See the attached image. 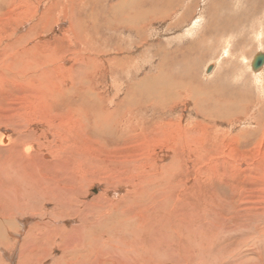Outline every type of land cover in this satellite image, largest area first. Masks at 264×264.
Instances as JSON below:
<instances>
[{
	"label": "bare ground",
	"instance_id": "6f19581e",
	"mask_svg": "<svg viewBox=\"0 0 264 264\" xmlns=\"http://www.w3.org/2000/svg\"><path fill=\"white\" fill-rule=\"evenodd\" d=\"M66 1L72 2V13L67 12V8L65 18L73 20L81 14L77 5L83 6L85 0H48L36 10L31 5L34 4L32 0H23V4L20 0H0V88L15 91L19 83L29 86L32 84V92L42 95L45 102L42 101L43 104L47 105L48 99L51 98L53 103L64 107L71 121L77 123L68 128L55 124L47 126L43 121L34 119L33 115L27 114L22 118L24 112L0 109V113H4L0 114V129L2 128L3 132L8 131V128L17 131L14 135L2 133L0 130V264H162L168 261H175L176 264H264V198H255L243 191L232 190V199L215 203L216 205L211 202L212 208L209 206L210 202H205L203 210L192 216L176 214L177 222L172 214L175 219L170 223L164 221L159 212L164 210L171 200L168 192L173 185L170 184L167 188L165 185L174 177V158L168 163L171 166L159 162V165L149 167L154 172H149L145 163L137 161L138 158L108 162V165L104 161L102 164L106 168L110 165L112 172L108 173L106 168L99 170L103 165H100V160L98 161L92 151H98L97 146L101 147L97 136L103 131L110 132L108 128H112L109 134L115 142L126 144L131 141L139 143L144 150H150L155 144L158 145L162 138L165 139L163 136L167 132L166 121L171 120L175 111L179 115L174 107L178 106L179 100H185L186 103L193 101V113L196 112L199 119H204L202 129L207 127V131L200 129V134L198 131H192L195 127H190L188 133L187 127L181 123L179 135L186 144H193L192 141L197 144V137H204L208 133L211 141H205L203 144L218 149L222 144L221 136L230 133L222 128L223 123L232 128L241 122H250L249 124L253 125L251 129L244 127L241 130L240 127V134L248 140L261 136L264 133V93L256 96L258 101H245L247 108L259 110V117H241L247 112L245 106L238 105V99L244 97L239 83L241 84L245 71L258 89H264V62L258 69L253 68L256 56L264 55V0H199L198 2L203 4L202 12L206 21L201 36L209 40L217 33L223 35L221 42L215 41L209 45L211 50H203V53H213L214 57L207 62L214 59L217 61L210 62L205 69V74H208L216 66L211 75L205 76L202 73L207 62L200 72V75H203V78H200L208 82L197 83L194 70L191 69V62L202 52V38L188 40L199 27V21H195L183 34L186 39L180 41L183 44L188 40L179 55L182 54L185 59V74L173 79L169 71L170 59L166 57L164 63L157 65V74L150 79L143 76L139 79L143 83H137L136 88L126 84L125 96L116 103L117 111L114 110L115 115L123 111L126 117L120 119L116 116L112 121H115L118 128H107L110 118L106 122L103 117L106 114L95 111L91 124L92 134H88L85 139L90 144L89 147L83 146L79 134L74 135L73 131L76 133L81 130V105L86 101L95 102L97 98L94 91L88 92L87 89L84 96L79 95L82 92L78 87L82 86L87 75L92 74L101 61V55L97 57V54H109L106 61L113 77L116 98L119 88L116 68L125 67L126 74H129L132 64L127 53L113 56L112 51L108 53L106 49V52L99 50L93 54L98 50L94 38L87 33L80 34L74 21H70L71 25L67 30H74L78 35L68 37V34L64 33L67 38L65 40L68 44L74 43L76 46L94 49L88 51L87 56H81L80 53L70 59L71 66H65L58 55L52 53L53 56L45 40L51 23H54L51 22L55 19L52 14H56V11L52 13L49 4H57L62 9ZM183 2L184 0L178 3H172V0H121L112 6V15H107L103 25L110 30L117 29V26L136 29L137 25L146 23L147 18H154L156 15L157 18L168 17L174 8L176 12L181 8L176 19L186 21L192 14L191 6H186ZM246 21H252L250 25L255 32L254 51L260 49L255 51V54L246 48L249 52L245 55L241 49L237 50L238 42L234 48L230 39L226 40L225 37L227 34L242 36L239 30ZM109 41V38H104L101 43L112 50ZM101 43H98L99 49H105ZM59 50L60 48L58 53ZM118 50L126 51L123 48ZM104 57L106 56L102 58ZM250 64L254 72L261 71L252 73ZM52 70L66 73L65 79H71V86L64 89L54 85L56 88L49 90L46 83ZM221 78L230 84L234 79L237 84L231 88L227 84L221 85L215 80ZM136 92L143 93L140 98L137 96L139 101L136 96L133 99ZM33 104L37 105V102ZM36 121L41 124L34 125ZM187 121H191V118ZM208 128L212 130L208 131ZM220 128L225 131H221L222 135H218ZM29 132L34 133V137H40L37 149L31 144L25 145L26 150L23 146L31 139ZM199 143L201 144L200 140ZM23 148L29 156L24 155ZM115 180L127 184V190L119 195L118 199L114 193L122 190V186H113ZM97 182L101 183L103 193L91 192V195L89 190H92ZM168 225L170 230L167 229Z\"/></svg>",
	"mask_w": 264,
	"mask_h": 264
},
{
	"label": "rangeland",
	"instance_id": "374dc122",
	"mask_svg": "<svg viewBox=\"0 0 264 264\" xmlns=\"http://www.w3.org/2000/svg\"><path fill=\"white\" fill-rule=\"evenodd\" d=\"M32 1L34 2V4H31V5L35 7V10L38 8L39 5L42 6L43 4H46L48 2V0H43V1L32 0ZM120 1L121 0H89V1L85 0L86 4L83 3V6L81 4L77 5V3H75L77 6H79V11L81 12V14L79 12L80 15H77L78 17L74 18L73 20H69L68 18H65V15H67V12L72 11L71 9L72 2L66 1L63 4L62 9H60L59 5L57 4L56 6L49 4L51 7L52 13L56 11V14L54 13L52 14V16L55 17V19H53L51 22H54V23H51L50 31L45 36V40L49 44L48 48L51 51V54L53 53L54 55H58L65 66H68V65L71 66L70 59H72L76 55L81 53V56H87L88 51H90L91 49L92 50L94 49V48H88V47L85 48L82 46H76V44L74 43L68 44V41L65 40L67 38L65 37L64 33H67L68 37L70 36L73 37V36L78 35L77 32H75L74 30H71V31L67 30L69 26L71 25L70 21L75 22V25H77L76 28L80 31V34L87 33V35H89L91 38H94V42L97 44L98 50H95L93 54L98 53L99 50L105 51L107 49V51H109L108 53L112 51L113 56H118V55H122L123 53H127L126 55L129 54L128 55L129 57L127 56L128 59L129 60L131 59L130 63L132 64V67L130 68L131 71L129 74H126L127 68L125 67L116 68L118 69L116 71V77H117L116 79H118V81L117 80L115 81H117L118 82L117 84H119L118 94L116 98H114L113 77L109 69L110 66L108 64V61H106L109 58V54H105V53L102 54L101 52L100 54H97V57L101 55L100 56L101 58L99 57L101 61H99V63L97 64V67L94 70V72L90 75H87L86 80H84L82 83V86L78 87V90L82 92L81 94L79 93V95L84 96L86 93L85 89H87L88 92L94 91L95 98H97L95 102L86 101L81 105L80 115L82 116V124L84 126H82L81 124V130L79 129L76 133H75V130L73 131L74 135L79 134L80 142L85 147L90 146V144H88V142L85 139H87L88 134H92L91 124L93 120L92 118L93 113L95 111L98 113L104 112L106 114V115H103V117L105 118V121L109 120L110 118V121L108 122L109 125L107 126V128L109 126L113 127L114 129L118 128V126L115 124V121H112V120H115L116 116L119 117L120 119H122L121 117H126L123 111L115 115V111H117L116 108L118 107L117 104L118 102L121 101V99L124 98L125 93L127 91L126 89L127 87H125L126 84H128L127 86H130L132 88L133 87L136 88L137 83L142 82L139 79L143 78V76L150 79V77H152L154 74H157L156 73V71H158L157 65L164 63L166 61V57H169L170 59L168 62L170 66L169 71L171 72L170 75L173 76L172 77L173 79H176L178 76H180V74H183V73L185 74V71H187L184 65L185 59H183L182 54L181 56L179 55H180V50L185 48L184 46L187 44L188 40L190 39L202 38V41L200 43L201 45L200 49L202 52L200 54L198 52L199 55H197L196 58L191 56V58H195V61L193 60V62H191V69L194 70L193 74L196 75L197 83L208 82L207 80H203L200 78L201 76L200 72L205 62H207L209 59L213 58L214 56H212L213 53L212 54H208L207 52L203 53V50L205 51L206 49L211 50V48H208L209 45H211V43L215 41L221 42L223 38V35H220V33L215 34L213 38L210 37L209 40H207L204 36H201V32L205 29L206 21L204 19L203 12H202L203 4L202 2L199 3L198 2L199 0H193V2H190L191 0H184L183 4L190 5L191 13H192L186 21H178L179 19H176L177 16L179 17V12L181 8L180 10H177V12L175 10L176 8H174V9H171V12L168 15V17L157 18L158 16L156 15L154 16V18L153 17H150L149 19L147 18L146 23L142 22L141 24L135 27L136 29L123 28V27L121 28L119 26H117L118 28L117 29L115 28V30L113 29L110 30V29L105 28L103 24H104V21L107 19V15L108 14L112 15V10H113L112 6L115 3L118 4ZM178 1L180 0H172V3L174 2L178 3ZM20 3L23 4V0H20ZM196 4H198L199 6ZM67 8L69 9L66 12ZM82 8H86V10L85 9L83 10ZM195 21H199L200 23L198 25L199 27L197 28V31H195L196 33L193 36L188 37V40L182 44L180 41H183L186 39V38L184 39L183 34L194 25ZM252 21L250 22L246 21L244 23L245 25L244 24L241 25L239 32L243 34L242 36L234 37V36H230L229 34L225 36L226 40L230 39L229 41L232 43L234 48L238 42L239 46L237 47V50L241 49V52L244 53L245 55L249 51H254L253 44H255V39H254L255 32H253L252 26L250 25ZM170 25H171V28H169ZM248 25L251 26V28ZM244 28H246V30ZM247 29L249 30L247 31ZM174 32L175 34H173ZM246 33H248V35ZM208 36H210V33ZM219 37L221 38L219 39ZM104 38H109L110 41L108 43L111 45L112 50H110L111 48H108V46L102 45L103 43L102 41ZM79 39H81V37ZM204 39L208 42L206 43ZM98 41L100 43L102 42L101 46L105 47V49H102L101 47H100L101 49H99ZM67 44H68V47H66ZM139 44L140 45L143 44V45L140 47ZM246 44L248 46H246ZM161 45L162 47H160ZM58 48H60L59 50L60 54L58 53ZM119 48H123L127 52L123 50L119 51L118 50ZM246 48L247 49L249 48L248 49L249 51ZM172 51L176 53H173ZM255 51L253 52V54L260 51V49L257 50L256 52ZM232 54L234 55V53ZM253 54L251 56H253ZM103 56H106V57L102 58ZM210 62L216 63L217 61L216 59H214V60H210L209 62H207L204 68V72H202L203 75L205 76L211 75L215 71L216 66L210 73L205 74V69ZM241 68H243V65H241ZM250 71L252 73H258L261 70L258 72H254L250 64ZM245 72L247 73V71ZM245 72H243L244 75L242 74L243 79L241 80V84L239 83V87L244 97L242 96V98L238 99L239 100L238 105L239 106L242 105L243 107L245 105H248L245 102L246 100L248 102L258 101L259 99L256 98V96L257 97L261 96L260 93H264V89L263 90L258 89L255 82L251 78H248ZM50 74L51 75H49V78H48V80L49 79L50 80L49 81L47 80V83H46V86L49 90H53V88H56L57 86H59L60 88L62 86L64 89L71 86V79L69 81H66L65 79L66 73L64 74V72L62 71L52 70ZM203 75L201 76L202 78H203ZM55 76H57V78H55ZM53 78L55 79L53 80ZM215 80L221 85L226 86L227 84L230 88L232 86H235V84H237V81H234V79L233 81H230L231 84L224 81L223 78H221L220 80H217V79ZM209 82H213V81H209ZM30 86L19 83L15 91H11L8 88L4 90V88L1 87L2 89L0 88V109L1 110H3L2 108L8 109V110L14 109L16 111L18 110L19 112H24L22 115V118L26 117L27 114L31 116L33 115L32 117L34 119L38 121L39 120L43 121L44 123H46L47 126L51 124H55L56 126H60V127L65 126V128H68L72 126L73 123L77 124L76 122H73V120L71 121V117L69 116V114H67V111L64 109V107L61 106V104L59 103H53L51 98L48 99L49 101L47 105L43 104L42 95L39 93H35L36 94L35 95L32 92V89H33L32 84ZM140 94H143V93L136 92L135 94H133L134 95L133 99L135 96L136 97L139 96L140 98ZM216 94H218L217 91H216ZM74 96L73 97L76 99L77 93H75ZM139 98L137 97L136 100L139 101ZM111 99L113 102H111ZM62 101H64V98H62ZM33 102L34 103L37 102V105L33 104ZM131 102L133 105L134 104L133 101ZM179 102L180 103L178 104V106H174L176 108L175 110L178 111L179 115H177L175 111L174 116L171 118V120L166 121L167 126H165V129L168 133L167 132L164 133L163 137L165 139L162 138L160 140V143L158 145L155 144V146L151 148L150 150L148 149L144 150L139 145V143H132L131 141L130 143H126V144L115 142L114 140H112V138H110L111 136L109 134L112 132V128H108L110 132L105 133L103 131L101 134H98L97 138L101 144V147L97 146L96 148L98 151H94V149L92 151H93V154H95L96 158L98 157V161L100 160L99 161L101 163L100 165H103L102 163L104 161H105L104 163L108 165L109 164L108 162L116 163V162H120L124 160L128 161L131 159L134 160L138 158L137 161H140L141 164L145 163L146 168L149 172H154L152 170L154 165H157V164L159 165V162H160L161 164L167 163L168 166H171L168 163H170L171 158H174L176 165L175 166L173 165V166L175 168L174 170L176 171H175L174 177L170 178L169 182L166 183L165 185L166 188L170 184L173 185V188L171 189V191L168 192L171 200L166 204V208L164 207V210L159 212L160 216L162 215L161 218L164 221H167V222L170 221V223H172V221L174 222L176 214L182 213L187 216H192L198 212H201L203 210L202 207L204 206L203 204L205 202H210L209 206L210 208H212L213 207V206L211 207L212 203L219 204L222 201L224 202L226 200L232 199L231 197H232L233 191L235 190L243 191L249 195L254 196L255 198L261 197V199H263L264 198V133L261 134V136L259 137H253L248 140L247 138L243 137L240 134V132L241 130H243L244 127L251 129L253 125L249 124L250 122H247V124H244L243 122H241L239 123L240 125L239 124L234 125V127L232 128L228 124L223 123L222 128L229 130L230 133L223 134V132L221 131H224V130L220 128L218 135L223 134L227 136H221L220 141H222V144L220 145V147H218V149L208 147L206 143L203 144V142L205 141L207 142L211 141L210 137L208 136L209 135L208 133L206 135L203 133L205 135L204 137H201V135L200 137H197L196 141H198L199 143V140H200L201 141V144L199 143L200 145H198V143L195 144V141H192V140L191 141L193 142V144H190V145L186 144L183 141V137L179 135L181 133V130H180L181 123L183 126L187 127L186 131L188 133H190V130H189L190 127H195V129L192 131L194 132L198 131V134H200L201 132L200 129H202L204 125L203 124L204 119L203 118L199 119L197 117L196 112L193 113L195 109V107H192L194 104L193 101L192 102L190 101L189 102L190 104L186 103L185 100H179ZM245 107L244 109L246 110L247 113H244L245 115L241 117L247 118V119H249L248 117L252 115H255V116L258 115L256 117H259V113H258L259 110L250 109L247 107L246 109ZM122 108L125 109L124 107ZM118 109H120V106ZM104 110H107L109 113L105 112ZM126 111H129V110H126ZM248 111L249 113L250 112L251 113L249 114ZM0 114H4V113H0ZM176 115L178 118L175 117ZM255 116H253V118H255ZM189 117L191 118V121L188 122L187 120L189 119ZM205 120L207 121V119ZM254 120H256V118ZM38 121H36L34 125L36 126L40 125L41 122H38ZM206 129L207 127L202 130L205 131ZM7 130L8 131L5 130L4 132L1 130V132L8 133V134L12 133L16 135L17 131L16 132L12 131L13 129L11 130L10 128H8ZM211 130L212 128H208V131H211ZM29 134H30L29 137L31 139L28 140L23 146H25L26 144H31L34 147V149H37L39 145L38 139H40V137L39 138L34 137V133L32 132H29ZM49 137L51 138L52 136H49ZM50 138H48L49 141L51 140ZM10 139L8 140V142H10ZM171 140L173 141L172 143H171ZM246 140H248V142ZM6 144L7 143L5 142L4 145ZM170 148L172 149L173 152L171 151ZM25 150H26V146H25ZM25 150L23 148L24 155H26ZM174 150L176 152H174ZM26 156H29V155H26ZM109 166L106 168L103 165V168H100L99 170H102V169L104 170L106 168V172L111 173L112 171ZM149 167H152V168H149ZM120 182L115 180L113 183V186L114 185L122 186L121 188L122 190H118L114 193L116 196V199H118L122 195V193L127 190L126 188L127 184L125 185L124 183H120ZM100 184L101 183L97 182V184L94 185V188H92V190H89L91 195L92 193L95 194V192L96 194L103 193V188L102 186H100ZM94 189H96L97 191ZM172 211H175L174 212L175 214L172 213ZM176 222H177V217H176ZM169 228L170 227L168 225L167 229ZM172 246H173L172 248H174V245ZM162 264H176V263L175 261L174 262L168 261Z\"/></svg>",
	"mask_w": 264,
	"mask_h": 264
},
{
	"label": "water",
	"instance_id": "95a60500",
	"mask_svg": "<svg viewBox=\"0 0 264 264\" xmlns=\"http://www.w3.org/2000/svg\"><path fill=\"white\" fill-rule=\"evenodd\" d=\"M264 62V55L260 54L256 56L255 61L253 63V68L258 69Z\"/></svg>",
	"mask_w": 264,
	"mask_h": 264
}]
</instances>
